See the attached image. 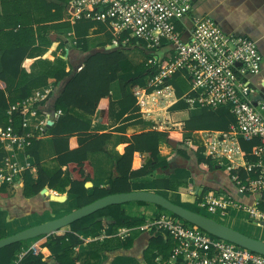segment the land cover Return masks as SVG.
Masks as SVG:
<instances>
[{"label": "trees", "instance_id": "1", "mask_svg": "<svg viewBox=\"0 0 264 264\" xmlns=\"http://www.w3.org/2000/svg\"><path fill=\"white\" fill-rule=\"evenodd\" d=\"M0 4L2 7L0 15V110L9 109L11 105L20 103L16 109L10 111L5 124L9 125L14 133L21 134L24 115L31 109L39 111V106L44 103V101H38L23 105L22 101L28 98L34 89L46 85L48 78L61 81L66 76L68 77L61 92L54 100L55 109L60 110L61 113L56 116L52 124L47 126V130L52 135L56 156L49 160H40L39 140L30 138V143L24 148V154L33 157L36 175L32 176L29 169L24 171L23 196L37 195L42 188L47 187L59 193L67 191L75 195V206L81 207L111 193L138 190L146 183H153L157 189L177 190L182 183L172 181L168 175L157 177L154 174L157 168L164 170L168 167L167 158L161 159L159 156V145L170 141L176 143L171 155H179L186 160L192 159L198 168L206 171L216 169L224 171L220 166L212 163L197 144L183 145V139L193 130H225L234 122V116L225 106L213 109L202 107L189 110V116L182 124V132L150 127L148 130L131 135L123 153L113 158L118 175L110 178L108 185L87 188L85 182L93 178L94 172L87 153L95 151L108 153L106 145L111 138L110 131L100 133L89 131L91 115L96 108H103L105 110L104 119L115 117L123 121L115 127V130L121 132H124L129 124L140 123L142 118L137 112L131 88L135 85H143L145 77L157 67L158 61L172 55L169 45L162 42L159 46L147 48L145 41L129 37L124 44L120 42L121 40L118 41V46L114 48H105L104 45H100L73 73L62 67L64 59L58 56L56 60L60 62L61 67L51 69L48 66L41 69L37 75L31 76L24 72L23 60L37 42L39 49L51 43L47 34L48 29L60 31L72 28L76 35V47L82 51L87 50L86 36L91 29V32H107L110 40L111 33L107 30L105 23L100 21L70 22L69 0H0ZM93 26L97 28L93 29ZM126 36L127 33H122L120 38L123 39ZM131 48L140 49L145 55L144 61L134 64L124 52ZM149 58L155 60V63H148ZM164 62L165 59L162 63ZM114 81H118L121 90V97L118 100H113L110 94V86ZM183 81L185 84H180ZM169 82L174 84L177 96H181L188 87L186 81L178 73L174 74ZM128 89L129 92H127ZM184 108H186V103L179 100L170 109ZM239 143L246 160H254L252 151L259 144V138L254 137L248 140L241 138ZM5 154L0 142V161ZM63 166H65L64 169ZM225 172L229 177L232 173H238L237 177L242 181L256 176L254 172L247 174L242 168ZM7 184L5 178L0 179L1 199L7 198ZM205 189L209 188L198 187L193 193L181 191L178 204L205 214L194 204L201 198ZM256 197L260 206H263L264 192H260ZM138 202L145 203L144 201ZM122 205L123 203L108 204L82 216L69 223L68 230L63 233L56 231L4 245L0 247V264H11L17 258L18 253L27 249L32 240L36 238H38L37 244L40 247H47L56 264H97L101 253L132 246L134 239L130 236L121 239L117 234L119 228L139 226L145 223V218L142 216L127 215ZM158 207L164 209L159 205ZM167 213L175 219L191 224L170 211ZM191 225L197 227L194 224ZM87 228H90L92 235L103 231L105 236L102 239L91 240L86 251L77 253L78 246L83 243L79 233L85 232ZM147 229L151 234L142 251L141 264H169L167 261L178 239L167 230L154 226H148ZM6 235L8 234L5 229L0 227V238ZM17 264L49 263L41 252L28 249ZM174 264H184V262L179 257Z\"/></svg>", "mask_w": 264, "mask_h": 264}, {"label": "built area", "instance_id": "2", "mask_svg": "<svg viewBox=\"0 0 264 264\" xmlns=\"http://www.w3.org/2000/svg\"><path fill=\"white\" fill-rule=\"evenodd\" d=\"M191 2L69 0L70 22L88 20L105 23L111 33L109 44L116 46L120 40L126 43L129 37L145 41L147 48L159 46L162 42L169 45L172 55L158 61L157 67L145 77L143 85L131 88L137 112L142 118L151 120L149 125L153 129L182 132L181 123L171 115L173 110L170 109L177 101L183 100L188 111L225 106L234 116V122L228 129L193 130L185 136L183 145L197 144L203 154L224 171L242 168L247 174L254 172L256 176L248 177L247 181L238 178V173L230 175L239 194L251 195L253 201L250 204L239 201L223 189H205L194 204L210 213H224L234 207L261 224L264 223V205L260 206L256 195L264 192V98L255 97L259 90L254 77L261 71L262 55L250 37L223 30L208 15L192 16ZM122 33H127L123 39L120 38ZM148 63L154 64L155 60L149 58ZM176 73L188 85L181 96L176 95L174 84L169 82ZM47 91L43 87L34 89L22 104L42 100ZM19 105H11L9 111ZM30 112L36 110L31 109ZM254 137L259 138V144L252 151L254 160L248 161L239 140ZM0 142L6 152L0 161V179L5 178L7 183H12L21 171L31 168L29 165L21 166L13 158L11 150L16 146L24 152L30 137L14 133L9 125H5L0 126ZM197 189L191 188L190 192ZM153 224L178 239L167 261L169 264H174L179 257L184 264H264L263 254L223 238L212 237L199 227L169 214L156 218ZM28 249L41 252L38 244H31L19 252L11 264H17Z\"/></svg>", "mask_w": 264, "mask_h": 264}, {"label": "crops", "instance_id": "3", "mask_svg": "<svg viewBox=\"0 0 264 264\" xmlns=\"http://www.w3.org/2000/svg\"><path fill=\"white\" fill-rule=\"evenodd\" d=\"M191 1L192 6L190 13L192 16L198 17L208 15L220 24L223 30L237 35L248 36L255 41L262 55L261 71L259 75L254 77L256 87L259 90L255 97L264 98V0ZM1 14L2 7L0 4V15ZM185 22L188 23V19H185ZM96 26H93V29H96ZM91 30L86 36L87 50L81 53H77L76 51L72 52L71 59L69 60V57L67 58V56H70L69 48L72 45L76 46V35L73 29H61L60 31L48 29L47 34L51 39V43L39 49L37 42L31 50H29V53L22 63L24 72L33 76L37 75L41 69L48 66H50L51 69L61 67L60 62L56 60V58L60 56L64 59L62 67L66 71L73 73L76 68L83 63L85 58L89 54L95 52L100 45H104L105 47L110 43L107 32H91ZM124 52L134 64L144 61V53L138 48L126 49ZM67 79V76L61 81L48 78V83L43 86V88H47L48 94L40 100L44 101V103L39 106V111L30 112L23 118L22 133L24 136L37 138L39 140L38 153L42 161L49 160L56 156L52 135L47 130V126L52 124L56 116L61 113L60 110L55 109L54 100L61 92ZM129 91L128 89L127 92ZM110 94L113 100H118L121 97L118 81L111 83ZM59 111L60 113H58ZM9 113V109L0 110V126L6 125V118L9 116ZM104 114L105 110L98 107L90 117L91 125L89 131L91 133L111 132V138L106 145V151L108 153L100 151L87 153L94 171L93 178L89 181L91 182L90 187L108 185V180L118 175L113 158L123 153L131 135L150 129L149 124L151 120L141 117L142 121L140 123L127 125L124 132L117 131L115 127L120 125L123 121L115 117L104 119ZM171 115L182 125L184 120L188 118L189 111L186 108L173 110ZM43 127L44 129H42ZM175 147L176 143L173 141L162 142L159 145V156L161 159L167 158L168 167L164 170L157 168L154 174L157 177L168 175L172 181H179L182 185H180L177 190H171L166 188L157 189L154 187L153 183H146L143 188L138 190L154 191L167 197L172 202L178 203L181 191H190L191 188L205 186L212 190L223 189L239 201L248 204L252 203L253 196L239 194L235 184L225 171L219 169L206 171L198 168L195 161L192 159L186 160L179 155H171ZM11 153L13 158L18 160L21 166L29 165L32 176L36 175L33 157L25 156L23 150L16 146L13 147ZM62 168L64 169L65 166ZM23 173L24 171H21L19 176L16 175L17 178L12 183L8 182L6 187L7 198H0V227L4 228L7 234H12L31 225L59 217L77 208L75 206V195L67 191L59 193L53 189L47 188L48 194H64L66 198L63 201L50 200L48 194H41L40 192L34 196H23ZM122 207L129 216L144 217L145 223L139 226H125L119 228L117 234L121 239H124L126 236H130L134 239L132 246L101 253V258L98 260L97 264H141L142 251L146 247L151 234L149 229H147L148 226L156 227V225L153 224L154 220L161 215L169 214L167 213L168 210L160 209L158 205L151 202L140 203L138 201H127L123 203ZM226 212L230 214H240L242 217L246 216L243 211L234 207ZM237 222L239 223V221ZM256 225L264 228V223H256ZM66 230H68V227L64 226L60 228L57 233H63ZM79 234L83 239V243L78 246L77 253L86 251L88 249V243L91 240L98 238L102 239L105 236L103 231L99 232L97 235H92L90 228H87L85 232ZM260 239L263 240L261 237ZM37 240L38 238L35 240L33 239L31 244H37ZM40 249L49 264H56L55 260L50 256V251L47 247H40Z\"/></svg>", "mask_w": 264, "mask_h": 264}, {"label": "water", "instance_id": "4", "mask_svg": "<svg viewBox=\"0 0 264 264\" xmlns=\"http://www.w3.org/2000/svg\"><path fill=\"white\" fill-rule=\"evenodd\" d=\"M115 44H107L105 48H114ZM86 187L91 186V182H85ZM41 194H48L47 187L40 190ZM50 200L63 201L66 196L64 194H48ZM127 201H145L151 202L162 208L176 214L183 220L196 225L200 229L206 231L207 233L214 235L219 238H223L238 246L245 247L254 252L264 255V240L247 235L237 229L227 226L216 219L202 214L200 212L188 209L178 203L172 202L167 197L160 193L149 191V190H131L128 192H117L111 193L96 200L77 207L74 210L67 212L59 217L46 220L27 228L8 234L0 238V247L7 245L9 243L25 240L30 238H35L40 235H48L58 231L60 228L67 226L72 221L85 216L95 210L104 207L108 204L113 203H124Z\"/></svg>", "mask_w": 264, "mask_h": 264}, {"label": "rangeland", "instance_id": "5", "mask_svg": "<svg viewBox=\"0 0 264 264\" xmlns=\"http://www.w3.org/2000/svg\"><path fill=\"white\" fill-rule=\"evenodd\" d=\"M69 51H70V53H69L70 56H67V58L69 57V60L71 59V56H72L71 53L72 52H74V51H76L77 53H81L82 52V50H80L75 45L70 46ZM182 83H184V81L181 82L180 84H182ZM201 211L203 213L209 215L210 217L216 219L217 221L227 225V226H230V227H232L234 229H237V230H239V231H241V232H243V233H245L247 235H250L252 237H255V238H259L260 239V237H261L264 240V236H263L264 228L257 226L256 225V220L250 219L247 215L242 217L240 214H230L229 212L210 213V212H208V211H206L204 209H202ZM237 221H239V223ZM240 221H242V222H240Z\"/></svg>", "mask_w": 264, "mask_h": 264}]
</instances>
